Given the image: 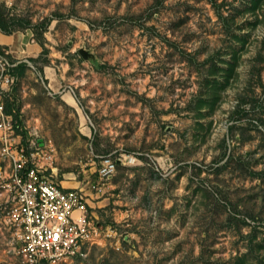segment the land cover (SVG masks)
I'll return each instance as SVG.
<instances>
[{
    "label": "rangeland",
    "instance_id": "rangeland-1",
    "mask_svg": "<svg viewBox=\"0 0 264 264\" xmlns=\"http://www.w3.org/2000/svg\"><path fill=\"white\" fill-rule=\"evenodd\" d=\"M41 5L17 20L53 41L6 110L51 141L65 187L115 164L94 220L116 235L61 264H264V0ZM9 249L0 235V264Z\"/></svg>",
    "mask_w": 264,
    "mask_h": 264
},
{
    "label": "built area",
    "instance_id": "built-area-1",
    "mask_svg": "<svg viewBox=\"0 0 264 264\" xmlns=\"http://www.w3.org/2000/svg\"><path fill=\"white\" fill-rule=\"evenodd\" d=\"M15 0H0L13 16ZM18 63L0 47V235L7 238L18 264H61L83 258L99 241L116 235L90 217V196L83 188H64L51 141L26 135L15 110L8 113ZM115 171L109 158L100 162L94 196L107 194L106 179Z\"/></svg>",
    "mask_w": 264,
    "mask_h": 264
},
{
    "label": "crops",
    "instance_id": "crops-1",
    "mask_svg": "<svg viewBox=\"0 0 264 264\" xmlns=\"http://www.w3.org/2000/svg\"><path fill=\"white\" fill-rule=\"evenodd\" d=\"M27 1H29V6L33 7L34 9H38V15L36 20L42 21L46 15V12L49 11L48 9H45L41 4L44 3L45 0H15L14 5H13V16L10 15V11L5 8L3 4L0 3V15L5 18V20H9L10 18H13L17 24L21 23V20H17V18H21L24 16H21L20 13H22V9H24L27 5ZM50 19V18H49ZM48 21L50 22L49 30H54L57 23L55 21ZM27 22V21H26ZM24 22V24L26 23ZM43 25V24H42ZM42 25H37L31 26L29 28L21 29L19 27L20 25H15L10 27L12 29L11 33H5L0 30V47L6 51L9 52V57L12 61L19 63H26L27 66L31 62H35L39 56L42 55L43 53V48L46 47V43H51L52 40V35L50 33H44L43 34V39L39 40L36 38V32L34 34V27L41 28ZM47 25V24H46ZM57 37L59 38V34H57ZM60 40V39H59ZM44 69V73H46V70L49 69ZM50 77H53L52 74H50ZM47 79V78H46ZM67 95V94H66ZM70 95V94H69ZM65 96V95H64ZM71 96V95H70ZM63 179H65V175H62ZM70 182H73L71 180ZM65 183V182H63ZM62 183V186L64 188H71V189H77L81 188L79 187L77 182V186L74 187H65ZM66 186H72V184H66ZM87 192V195L90 196L89 204H88V210L91 219L100 226L98 222L94 220L95 215L97 214L95 211L99 210L102 206H100L99 202H96V200H99L101 197L94 196L93 193H91L90 189Z\"/></svg>",
    "mask_w": 264,
    "mask_h": 264
},
{
    "label": "trees",
    "instance_id": "trees-1",
    "mask_svg": "<svg viewBox=\"0 0 264 264\" xmlns=\"http://www.w3.org/2000/svg\"><path fill=\"white\" fill-rule=\"evenodd\" d=\"M10 25L12 26L20 25L19 27H21V29L29 28L30 26L31 28H33V26L31 25L29 21H27L25 24L24 23L17 24V22L13 18H10L9 20L8 19L5 20V18L0 15V30L5 33H11L13 27L11 28ZM27 68L28 66L26 63H23V62L19 63L13 69V74L16 76L17 74L16 72L19 71V75L23 77L27 71Z\"/></svg>",
    "mask_w": 264,
    "mask_h": 264
},
{
    "label": "water",
    "instance_id": "water-1",
    "mask_svg": "<svg viewBox=\"0 0 264 264\" xmlns=\"http://www.w3.org/2000/svg\"><path fill=\"white\" fill-rule=\"evenodd\" d=\"M77 53L79 54V56L85 60V61H95L94 56L87 50L80 48Z\"/></svg>",
    "mask_w": 264,
    "mask_h": 264
},
{
    "label": "bare ground",
    "instance_id": "bare-ground-1",
    "mask_svg": "<svg viewBox=\"0 0 264 264\" xmlns=\"http://www.w3.org/2000/svg\"><path fill=\"white\" fill-rule=\"evenodd\" d=\"M64 98H65V100H66L70 105L73 106V105L75 104V102H74L72 96H70L69 94L65 95Z\"/></svg>",
    "mask_w": 264,
    "mask_h": 264
}]
</instances>
